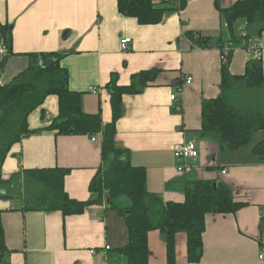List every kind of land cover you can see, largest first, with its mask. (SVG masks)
<instances>
[{
    "label": "crops",
    "instance_id": "1",
    "mask_svg": "<svg viewBox=\"0 0 264 264\" xmlns=\"http://www.w3.org/2000/svg\"><path fill=\"white\" fill-rule=\"evenodd\" d=\"M186 1L184 9L167 13L163 22L144 25L123 15L118 0H0V23L9 26L12 34L9 53L0 30V47L7 49L0 54V81L6 83L26 69L31 53H65L61 65L69 70V87L83 92L84 111L100 113L106 124L113 118L107 87L113 74L119 85L126 86L135 73L159 70L140 93L123 97L116 140L129 150L131 164L146 169L147 188L165 202H183L186 187L203 179L225 182L235 201L246 203L235 213L207 214L204 251L198 262H189L187 234L179 232L176 264H264L260 258L264 253V160L254 152L264 130L234 150H222L218 134L201 131L203 100L222 92L221 52L215 45L191 48L184 32L217 39L223 18L215 0ZM236 1L219 3L228 8ZM245 24L242 21L239 27ZM126 37L131 41L123 49L121 40ZM256 40L264 42V31ZM250 58L245 48L237 47L230 63L232 74H244ZM261 59L264 71V47ZM188 76L191 84L186 83ZM91 87L98 91L92 92ZM251 88L239 83L231 91V100L239 108L264 111L248 102ZM262 88L264 84L258 89ZM172 94L178 100L173 101ZM58 112V97L49 95L30 114L29 127L49 126ZM190 140L197 142L200 155L190 160L189 169L180 171L174 147ZM102 165L101 132L90 136L43 130L13 146L3 174L10 178L24 169L68 168L66 191L85 201L92 197L89 186ZM19 184L6 186L10 198H0L10 264H126L118 249L127 244L129 233L117 209L105 202L66 216L59 210L27 209L25 202H16L24 201ZM149 250V264H168L165 237L159 230L149 233Z\"/></svg>",
    "mask_w": 264,
    "mask_h": 264
},
{
    "label": "trees",
    "instance_id": "2",
    "mask_svg": "<svg viewBox=\"0 0 264 264\" xmlns=\"http://www.w3.org/2000/svg\"><path fill=\"white\" fill-rule=\"evenodd\" d=\"M186 5V0H118V9L123 15L134 17L144 25L159 24L167 13L184 9ZM215 5L223 18L217 39L196 31H185L184 35L191 41V48L214 45L220 51L226 46L230 48L227 59L222 60L221 94L202 102L201 131L205 135L218 134L222 150H234L247 145L257 132L264 130V111L239 108L230 96L239 83L252 88L264 84L261 57L250 58L242 75H234L230 70L235 49H247L264 31V0H238L228 8L215 0ZM242 21L246 24L240 28ZM0 30L11 53L9 26L0 23ZM65 55L56 51L31 53L26 69L6 83L0 81V198H10L6 186L20 183L27 209L59 210L66 216L83 213L88 206L105 202L119 211L127 225L129 240L118 249L126 257V264H149V233L153 230H159L165 237L168 264H176L179 232L187 234L189 262L200 261L207 214L235 213L246 203L235 201L231 187L225 182L203 179L192 181L186 187L183 202H165L147 188L146 169L131 164L129 150L116 140L117 122L123 115V97L140 93L156 78L159 70L135 73L126 86L119 85L117 75L113 74L107 84L113 118L103 124L100 113L84 111L83 92L69 87V70L61 65ZM6 60L7 56L1 66ZM49 95L58 97V115L49 126L31 129L30 114L41 107ZM43 130L90 136L101 132L103 165L90 183L91 199L78 200L68 194L65 188L68 168L24 169L10 178L4 177L3 164L13 146L23 137ZM254 152L264 160V138L256 144ZM2 212L0 209V264H10Z\"/></svg>",
    "mask_w": 264,
    "mask_h": 264
},
{
    "label": "built area",
    "instance_id": "3",
    "mask_svg": "<svg viewBox=\"0 0 264 264\" xmlns=\"http://www.w3.org/2000/svg\"><path fill=\"white\" fill-rule=\"evenodd\" d=\"M243 34H245V32H243ZM130 41H131L130 37L123 38L121 40V47L123 49H128ZM263 47H264L263 41L254 40L246 50L249 52L251 57L260 58ZM229 51H230V48L228 46H226L223 51H220L222 60L227 59ZM6 52H7L6 47L1 46L0 54H6ZM191 82H192V77L188 76V78L186 79V83L191 84ZM90 90L94 93L98 91L97 88L95 87H91ZM171 99L173 101L178 100V96H176L175 94H172ZM175 109L177 111H180L182 109V106L181 105L176 106ZM92 139L96 140V137L94 136ZM174 155L179 162L178 169L180 171H184L190 168V160H193L199 157L200 148L195 140L181 142L174 147ZM107 248H110V246H107ZM260 258H264V253L260 255ZM115 264H118V263H115Z\"/></svg>",
    "mask_w": 264,
    "mask_h": 264
},
{
    "label": "rangeland",
    "instance_id": "4",
    "mask_svg": "<svg viewBox=\"0 0 264 264\" xmlns=\"http://www.w3.org/2000/svg\"><path fill=\"white\" fill-rule=\"evenodd\" d=\"M250 95H249V98L250 100L248 102H251L252 104L251 105H255L254 108H261V109H264V91H263V88L262 89H250L249 92H248ZM24 189V188H22ZM25 200V199H24ZM17 203H24V201H21V200H17L16 201Z\"/></svg>",
    "mask_w": 264,
    "mask_h": 264
}]
</instances>
